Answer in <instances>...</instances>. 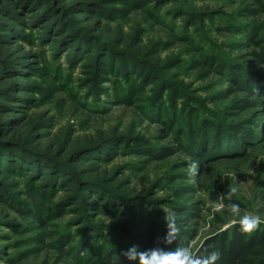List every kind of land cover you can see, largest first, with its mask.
Here are the masks:
<instances>
[{
	"label": "rangeland",
	"instance_id": "rangeland-1",
	"mask_svg": "<svg viewBox=\"0 0 264 264\" xmlns=\"http://www.w3.org/2000/svg\"><path fill=\"white\" fill-rule=\"evenodd\" d=\"M263 47L264 0H0V264H139L164 212L196 250L220 188L264 214Z\"/></svg>",
	"mask_w": 264,
	"mask_h": 264
},
{
	"label": "trees",
	"instance_id": "trees-1",
	"mask_svg": "<svg viewBox=\"0 0 264 264\" xmlns=\"http://www.w3.org/2000/svg\"><path fill=\"white\" fill-rule=\"evenodd\" d=\"M254 57L257 60V62L261 65V68L257 70L254 73V76L251 80L245 79V80H239L238 83H242V89L247 90L251 95L255 98H259L262 96V91L264 89V47L261 48L259 51H256L254 53ZM17 87H19L17 85ZM258 87L259 88V95H256L254 92V89ZM21 89V87H19ZM258 100V99H257ZM251 108L260 106L259 101H254L251 103H248ZM264 107V103L262 105ZM264 128V127H263ZM249 141H258L259 136L256 133H250L248 135ZM248 139H238L235 141V144L237 145V148H243L244 140L248 141ZM88 146H92L93 144L89 142L87 144ZM252 146V145H251ZM211 145H209L208 141H202L199 143L197 152L199 154H194L193 157L197 158L199 160L204 159L206 156L209 155L210 150L214 151L216 148L213 147L212 149ZM133 154L137 155H145L148 153L145 149H131ZM123 149H121L120 146H118L115 149L114 155L113 152L111 153V156H117L121 154ZM2 152V151H1ZM239 151H234V154ZM171 154H164L161 158L164 159L167 156H170ZM229 190L220 188L217 189L214 193H212V200L215 202L221 201V194H226ZM233 200L237 203H239L234 197ZM4 202L5 201H1ZM118 203V202H117ZM116 203V204H117ZM229 203L226 199L223 200V205H226ZM240 204V203H239ZM242 205L240 204V207ZM108 212H111L108 209ZM112 214H121V210L117 208L116 210L111 212ZM168 230L164 231L162 233V241L157 240H151L147 241L144 246L152 249H160L164 252H170L175 250L178 246H184L187 243H183L182 241H178V239L172 241V243H165V237L167 235ZM208 249V251L212 250H219L221 253V259L218 261V264H264V226L261 227L260 230L256 231L255 233L251 235H245L242 234L239 231L238 226H232L229 229H226L221 232H217L210 237H207L200 246L197 247V249H200L201 252H203V249ZM112 253H109L111 255ZM113 257V258H112ZM107 256L106 255V261L111 260L112 264H124L121 261V258L116 259L114 256ZM115 258V259H114ZM102 264H107L106 262H102ZM109 264V263H108Z\"/></svg>",
	"mask_w": 264,
	"mask_h": 264
},
{
	"label": "clouds",
	"instance_id": "clouds-1",
	"mask_svg": "<svg viewBox=\"0 0 264 264\" xmlns=\"http://www.w3.org/2000/svg\"><path fill=\"white\" fill-rule=\"evenodd\" d=\"M256 95H259V88L254 89ZM191 171L195 174L198 165L193 163L190 165ZM237 193V188L233 187L226 194H221V204L223 200L229 201L223 205L229 215L234 218V226H238L239 231L245 235H251L260 230L264 226V214L259 212H243L241 213L240 204L233 200ZM163 219L166 223L168 232L165 237V243H172L180 234L177 226V216L174 212L165 213ZM130 261L139 260V264H218L221 259L219 250L208 251V249H193L192 244L178 246L175 250L164 252L160 249H152L144 252H138L137 246H133L127 251L120 253ZM118 257V256H117ZM119 260V257H118Z\"/></svg>",
	"mask_w": 264,
	"mask_h": 264
}]
</instances>
